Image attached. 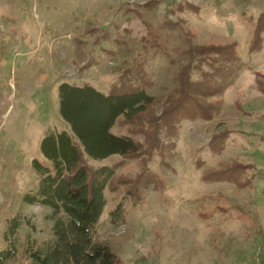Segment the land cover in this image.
<instances>
[{
	"label": "rangeland",
	"instance_id": "374dc122",
	"mask_svg": "<svg viewBox=\"0 0 264 264\" xmlns=\"http://www.w3.org/2000/svg\"><path fill=\"white\" fill-rule=\"evenodd\" d=\"M262 12L264 0H0V249L7 220L23 216L13 264L28 239L51 235V208L23 194L37 185L33 158L46 161L42 136L69 129L60 83L109 93L139 62L148 92L164 98L186 59L171 62L152 44L159 31L174 32L171 47L186 46L188 31L193 43L235 41L239 73L212 120H184L173 135L150 122L159 105L133 121L119 118L112 131L142 150L86 158L93 166L118 163L98 235L124 264H264V39L251 50ZM219 130L228 132L223 147L212 139ZM118 201L124 220L112 226Z\"/></svg>",
	"mask_w": 264,
	"mask_h": 264
},
{
	"label": "trees",
	"instance_id": "16d2710c",
	"mask_svg": "<svg viewBox=\"0 0 264 264\" xmlns=\"http://www.w3.org/2000/svg\"><path fill=\"white\" fill-rule=\"evenodd\" d=\"M165 20L162 29L171 21ZM171 32L159 31L152 44L161 47L171 62L176 55L184 56L186 62L177 69V85L164 98L148 92L145 86L148 73L137 65L139 62L135 63V72L123 74L109 93L91 84L60 83L59 112L69 129L49 128L42 136L40 150L46 161L33 158L37 185L23 194L24 202L51 208V235L39 242L28 239L22 251L23 260L17 264H124L111 241L98 235L100 218L108 202L105 191L116 175L118 163L93 166L86 158L140 153V142L130 135L114 133L112 128L121 116L133 121L148 113L153 105H159L161 112L150 118L151 124L155 128L164 124L171 135L184 120H212L222 108L225 89L240 69L235 41L193 43V34L186 31L187 45L179 42L171 47L175 37ZM253 34L251 50L263 43L264 12ZM155 50L157 54L159 49ZM227 134L219 130L212 139L223 147ZM126 193L136 199L135 191L127 189ZM124 211L123 201H118L109 212L108 222L119 225L124 220ZM22 224L21 213L7 220L0 264H13L17 259L22 246L17 233Z\"/></svg>",
	"mask_w": 264,
	"mask_h": 264
}]
</instances>
